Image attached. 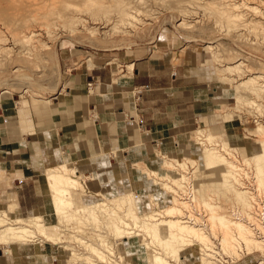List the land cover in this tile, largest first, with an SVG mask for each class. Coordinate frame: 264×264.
I'll return each mask as SVG.
<instances>
[{
    "label": "rangeland",
    "instance_id": "374dc122",
    "mask_svg": "<svg viewBox=\"0 0 264 264\" xmlns=\"http://www.w3.org/2000/svg\"><path fill=\"white\" fill-rule=\"evenodd\" d=\"M234 2L238 8L230 9ZM252 6L257 9L250 10ZM230 12L239 13V18L227 19ZM210 45L214 47L205 49ZM146 55H166L173 63L187 57L191 62L208 64L223 91L217 107L223 121L194 126L174 153L152 154V162L158 161L156 166L138 164L126 181L103 185L83 173L74 178L82 183L86 202L102 200L128 224H118L120 229L140 233V238L128 237L125 232L115 237L108 225L114 215H102L98 208H92L97 225L91 217L87 219L91 216L88 211L80 217L73 213V219L67 212L66 219L52 209L43 216L44 229L52 236L60 234L59 240L46 241L37 234L35 241L14 244L25 245L30 252L34 248L40 264H52L53 260V264H84V256L95 264H149L142 237L147 247L162 256L165 249L151 243L129 214L167 217L160 209L170 205L175 195L185 204L178 206L183 213L180 216L204 228L214 251L195 240L196 246L184 243L179 250L183 262L166 255L171 264H264V246L249 252L240 245L235 246V254L226 253L221 247L222 236L237 237L239 229L231 224L225 229L219 222L222 216L240 222L264 244V184L261 187L250 157L262 150L264 140V0H0V95L48 99L65 86L74 67L106 65L117 81L127 75L126 65L132 59ZM222 141L230 144L226 147L229 150ZM203 146L220 150L233 163L228 166L233 173L226 185L203 182L200 194L192 184L196 171H206ZM62 163L48 165L45 177L50 168ZM218 172L214 178L221 179ZM181 176L186 181L182 179L180 186L170 181ZM154 178L174 192L156 184ZM239 190L246 193L239 196ZM9 202L6 204L0 194V211L15 207ZM113 226L118 228L115 223ZM100 235L109 241L108 248L99 243ZM82 241L102 251L110 262L99 260ZM6 247L0 245V257ZM69 255L74 257L72 263Z\"/></svg>",
    "mask_w": 264,
    "mask_h": 264
},
{
    "label": "crops",
    "instance_id": "0c3cea01",
    "mask_svg": "<svg viewBox=\"0 0 264 264\" xmlns=\"http://www.w3.org/2000/svg\"><path fill=\"white\" fill-rule=\"evenodd\" d=\"M186 59L138 57L117 81L106 65L74 67L48 99L0 95V194L6 204L11 200L21 216H46L52 211L48 165L64 162L98 184L126 181L136 165L158 163L152 154L174 153L194 126L220 124L223 91L214 71ZM1 254L0 264H40L39 253L25 245L10 244Z\"/></svg>",
    "mask_w": 264,
    "mask_h": 264
},
{
    "label": "bare ground",
    "instance_id": "6f19581e",
    "mask_svg": "<svg viewBox=\"0 0 264 264\" xmlns=\"http://www.w3.org/2000/svg\"><path fill=\"white\" fill-rule=\"evenodd\" d=\"M231 5L232 6L230 7V9L231 8L234 9V8H238L239 4H236L234 2V4H231ZM247 7L249 8V6H246V8ZM219 9H220V7H219ZM251 9L255 11L257 8L252 6V7H250V10ZM222 11L225 12L224 10H222ZM222 11H220V12H222ZM220 12L218 11V13H220ZM230 13H228L227 19L230 17H232L233 19L236 17L239 18V15H240L239 13L234 14V15L232 13L231 14ZM247 28H248V25H247ZM213 47L214 46H211V45L207 46V47L205 46V49L206 48L212 49ZM238 65L239 64H237V67H238ZM126 67L128 69L127 72L129 73V71L132 69V64L130 63V64L126 65ZM233 67H232V69H233ZM228 68L231 69V67H228ZM253 78H255V77H253ZM200 132L201 131H199V133ZM210 136H211V134H210ZM208 138H210V137H208ZM259 141H261V140H259ZM222 145L224 148H226L230 144L227 141H222ZM261 147H262V150L259 153L255 154L253 156H250V157L254 161L255 174H256L257 179H258V181L262 187V185L264 184L263 183V177H264V140L261 142ZM226 149L229 150V148H226ZM203 151H204L203 162H204L206 171H202V170L196 171V174L194 175L195 178H193V184H192L194 191L197 193H200V194H201V188L204 184L203 182H207V181H212V182L218 181L219 182L220 181L222 184L226 185V183L228 181L227 177H229L233 173L232 169L228 168V166H231V164H233V163L230 164L229 161L226 160L225 157H223L221 153H219L220 150L218 151L217 148H206L203 146ZM176 162L178 163L179 161L176 159ZM216 172L220 173L221 179H216L217 177L214 178ZM153 174L156 175L155 172H153ZM183 176H181L178 179H170V181H172L176 185L180 186L182 179H184V181H186ZM217 176H219V175H217ZM75 177L81 178V176L78 174L77 168L69 166L66 163H62L61 165H58L56 167H52V168H50L49 172H47L46 181H47V186L49 187V189L52 192L51 193V201L53 204L52 209H53L54 214L60 215L61 217L65 216L66 219H67V216L70 215L69 219H73L74 214L77 213L79 215V217L85 216V212L88 211V212H90L91 216L87 215V219H88V217H91L92 222H94V224L97 225V222H96L97 219H95L96 213H95L94 209H92V208H98L101 210V213H103L102 215H104V213L110 214L111 217H112V215H114L112 218V221H110V223H108V225L112 226V231H115V232H113L115 234L114 235L115 237L119 238L122 235V233L125 232L128 237L139 236V238H140V236H141L140 233H135V232H131V231L126 232V231L120 229V226H118V224H121L124 226H128V224L125 223L124 220L120 216H118L116 213L112 212L110 210V207H108L102 200L96 201V202H90V203L86 202L85 197H84L85 193H83L85 191L83 189V185L80 181H76L74 179ZM206 177H211L214 179L213 180L212 179H205ZM155 183L161 184L162 186L170 189L171 192H174L172 190V188L166 183L160 182L156 179H155ZM263 187H264V185H263ZM239 191H237V192H239ZM243 193H246V192L240 191L239 196H241ZM174 196H173V198H171V204L170 205H168L166 207H162V209H160L163 211V214L167 215V217L157 218L156 216H151V215H149V213H146V212L140 213L139 216L129 214V217L132 218L135 226H138L141 231H143L145 234L149 235V237L151 239V243L156 244L158 246H161L163 249H165V256H162L156 250H154V249L152 250L150 247H147V243L142 239L143 238L142 237L141 242L145 246V253L149 255V264H171L170 261L167 260L166 255H170L175 260H177L179 262H183L180 258V251L179 250H180V245L182 246V244H184V243H185L184 245H187L186 243H188V242H189L188 244H190V245H193V244L195 245L198 241L199 244L207 245L206 246L207 249L212 248L211 246H209L211 243L209 244L208 235L202 231V229L204 230V228L203 227L198 228V227H196L198 225L194 226L191 221L186 220V219L184 220L182 218V216H180L183 213H182V211H180L179 207H181V206H179V205L182 204L185 206V204L182 201L179 202V200H177ZM199 196H201V195H199ZM205 203H207V202H205ZM208 205L210 206V204H208ZM212 209H214V208H211V210ZM67 212L68 213L70 212L69 215H67L68 214ZM154 214H157V213H154ZM212 215H214V214H212ZM61 217L59 219H62ZM211 217H214V216H211ZM216 217H219V216H216ZM224 218H223V216L219 217V219H220L219 222L221 223L222 227L224 226V228L226 229V228H228V224H231V225H234L235 227H237V230L239 229V233H238L237 237L233 236V238H232V237H227L225 235L222 236V238H221L222 246L221 247H222V249H224V251L226 253L232 254L234 251V254H235V250H237V248H235V246L238 247L240 245L244 250H248V251L252 250V249L262 250V248L264 246L263 241L256 240V237H254L253 233H251L252 231H250L251 230L250 228H247L246 225H244L240 222H236V221L233 222L232 220L228 221L227 219H224ZM91 219H88V220L90 221ZM194 220L196 221V218H194ZM197 220H199V219H197ZM65 221H67V220H65ZM151 221H153V222H151ZM215 222H217V221H215ZM114 223L116 224V226H118V228H116V229L114 228V226H113ZM44 226H45V222L43 220V217L40 215H32V216L24 218L23 216H21L19 213L16 212L15 207L13 209H9V210H2V211H0V245L8 246L10 244H14V243H18V242H25V241L31 242L32 240L35 241L34 239H36L37 234L43 236L46 239V241L59 240L60 234L57 236H52L51 234H48V232L44 229ZM78 230H80V229H78ZM227 233L225 232V234H227ZM92 235L94 236V234H92ZM64 236H65V234H64ZM31 238H33V239H31ZM99 238H100L99 243L103 247L108 248L109 241H107L102 235H100ZM194 240L196 241V243H194ZM82 242L84 243L85 247L91 253H93L99 260H101L103 262L104 261L110 262L109 258L102 251H100L95 246H93L87 242H84V241H82ZM199 244H197V246ZM63 248L66 250L65 246H63ZM234 248H235V250H234ZM212 251H214V250H212ZM72 257H73V255H69V257H68L69 258L68 261L70 263L73 262V260L71 259ZM73 259H74V257H73ZM82 260H83L84 264H95V263H92L90 261L89 257L84 256V257H82ZM74 262H73V264H82V262L81 263H74ZM205 263H207V262H205ZM259 264H261V263H259Z\"/></svg>",
    "mask_w": 264,
    "mask_h": 264
}]
</instances>
